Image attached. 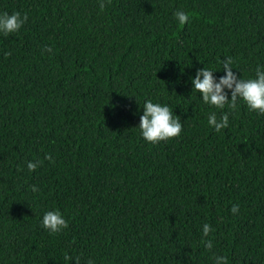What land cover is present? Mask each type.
Instances as JSON below:
<instances>
[{"label":"trees","instance_id":"1","mask_svg":"<svg viewBox=\"0 0 264 264\" xmlns=\"http://www.w3.org/2000/svg\"><path fill=\"white\" fill-rule=\"evenodd\" d=\"M100 3L0 0L28 16L0 34V264H264V114L216 109L191 83L203 67L218 82L229 56L241 79L264 71V0ZM146 100L180 118L178 137L142 138ZM48 210L68 227L49 234Z\"/></svg>","mask_w":264,"mask_h":264},{"label":"clouds","instance_id":"2","mask_svg":"<svg viewBox=\"0 0 264 264\" xmlns=\"http://www.w3.org/2000/svg\"><path fill=\"white\" fill-rule=\"evenodd\" d=\"M111 3V0H107ZM101 11L105 8L104 0L99 4ZM174 16L180 25L186 24L189 21L188 13L184 11H176ZM28 20L27 14H21L19 11L0 13V34L5 37L11 33L18 32L20 28ZM45 50L51 53L52 49L45 46ZM10 52H6L5 56H10ZM224 75L217 82L213 76V70L200 68L196 71L195 77L192 78V91L198 92L202 101L216 109H224L225 106L230 110H236L238 101H243L249 111L264 114V71L262 66H257L255 69V78L241 79L235 72L232 71L233 59L226 57L221 61ZM230 90V98L228 92ZM143 114L139 118V130L142 138L150 144H158L161 141H167L178 137L182 131V123L178 116L173 115L172 109L167 105L153 103L151 100H146L143 104ZM229 113L222 112L220 118L217 119L216 112H212L208 116V125L216 132L228 127ZM45 159L52 161L51 155L46 154ZM42 161H29L27 163L28 170L35 171ZM33 192L38 191L36 186H31ZM238 205H233L230 211L233 214L238 212ZM41 226L49 232V234L60 233L68 227V221L62 216L59 210H48L43 214ZM212 227L209 224H204L202 227V243L205 250L211 251L213 245L208 237ZM65 259H75L76 264H80L79 257L66 256ZM214 264H228V258L222 255L213 256ZM87 264H93L92 260H88Z\"/></svg>","mask_w":264,"mask_h":264}]
</instances>
